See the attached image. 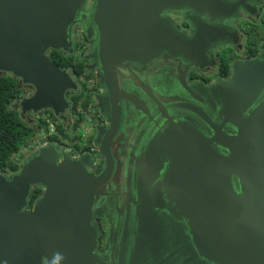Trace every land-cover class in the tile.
Wrapping results in <instances>:
<instances>
[{
  "label": "water",
  "instance_id": "water-1",
  "mask_svg": "<svg viewBox=\"0 0 264 264\" xmlns=\"http://www.w3.org/2000/svg\"><path fill=\"white\" fill-rule=\"evenodd\" d=\"M88 1L0 0V70L13 72L19 84L32 88L20 100L22 112L50 108L63 116L73 106L69 91H76V96H83L78 101L81 110L98 114L80 146L93 145L94 151L106 156L96 165L92 153L74 155L69 147L45 142L26 156L11 178L0 170V264H85L92 250V243H87L103 238L99 237L103 226L90 221L91 212H101L93 205L103 203L106 184L113 177L112 145L122 117L119 64H142L170 54L186 63L200 57L203 68L213 65L224 48L240 55L249 42V32L233 23L240 14L229 16L237 6L231 7L227 0H93L86 13ZM238 2L252 13L253 0ZM168 10L183 11L191 31L169 21ZM77 21L84 23L89 37L95 35L88 59L91 69L100 65V93L90 85L77 91L74 74L46 54L51 48L72 49L71 31ZM229 57L231 73L203 88L218 115L212 126L222 130L217 129L216 135L210 132L206 144L193 129L200 131L196 117L170 116L153 132L150 156L141 155L140 174L158 176L156 187L161 192L153 197L164 204L157 199L152 204L158 211L166 206L163 211L181 219L195 254L213 264H264V42L257 55ZM196 112L205 116L204 110ZM101 114L106 122L99 119ZM155 145L162 152L160 158ZM38 184L44 190L28 209ZM145 199L136 196L137 210L147 206ZM103 212L110 221V213ZM152 237L170 239L159 232ZM181 258L179 264L190 260Z\"/></svg>",
  "mask_w": 264,
  "mask_h": 264
},
{
  "label": "flooded vegetation",
  "instance_id": "flooded-vegetation-1",
  "mask_svg": "<svg viewBox=\"0 0 264 264\" xmlns=\"http://www.w3.org/2000/svg\"><path fill=\"white\" fill-rule=\"evenodd\" d=\"M227 1L231 3V7L236 5L238 8L236 12L229 16H235L236 13L240 14L241 19L238 22L234 20L233 23L237 27L246 29L249 35L257 30L258 24L264 23V0H253L255 6L249 7V10L252 11L251 14L243 10V5L238 4L239 0ZM92 5L93 0H89L86 3V13H88ZM165 15L170 17L169 21L177 22L183 29L191 31V24L183 11L168 10ZM71 35L73 39L72 49L57 50L62 56L71 58L72 63L67 67L59 66L74 74L78 81L77 91L83 87L87 89L90 85L92 87L91 90L95 93H100L102 91V87L99 86L100 79L98 78L100 65H96L98 68L91 69V62L88 59L95 42V35L89 37L85 32V25L81 21L73 24ZM263 42L264 35L260 37V41L257 43L258 51L250 55L247 51L250 46L256 45V43L252 41L250 44L249 39L247 48L240 55H257ZM49 50L46 53H50ZM218 51L220 49L216 48V52ZM230 55L234 57L240 56L235 54L233 50L230 51ZM49 56L51 57V55ZM175 57L176 55L167 54L159 58H152L142 64L125 61L117 66L122 117L119 131L112 145V157L115 162L113 177L106 184L108 193L102 196L104 197L103 203L93 205V210L98 208L101 212L93 213V215L91 212L90 221L98 228L100 225L103 226V232L99 233V237L100 235L104 236L102 239H90L87 243V245L92 243V250L87 254L85 253L87 256L85 264H179L181 257V260L186 257L190 258L187 264H213L208 258L194 253V246L191 239L186 235L185 229H182L180 218L163 211L166 206H163L161 211L155 209L158 207L152 204V200L157 199L159 203L164 204L162 200L153 197L161 192L156 187V178L158 176L155 173L140 174L144 168L140 159L141 155L150 156L152 153L150 147L151 136L154 135V131L157 132L159 130L160 126L167 123V119L170 116L175 119V117L186 113L196 117L201 123L199 130L202 133L195 128L193 129L206 138L204 140L206 144L210 142L208 137L210 132L216 135L217 129L222 130L220 126L217 129L212 126L215 125L218 115L217 111L211 108V104L206 101L203 88L218 77L228 76L231 73L232 59L230 70L227 72L221 66V62L225 57L218 56L213 65L204 66L203 68L199 67L201 63H204V60L200 57H193L190 63ZM76 64L77 72L74 70ZM2 74H9L20 81V78L11 71L0 70V75ZM20 85L24 86L25 89H23L21 96L16 99L12 106L20 110L21 115L28 122L32 124L38 123L37 128L40 130L37 132L36 129V135L32 138L34 141L33 150L38 144L53 142L59 146L71 148L74 155H80L85 152L92 153L91 156L94 162H97L96 165L106 160V156L97 152V149L94 151L95 147L93 145L83 149L79 140L83 141L84 139L82 137L78 138V133L74 132V130H77V124L83 119V114L88 112H83L78 105L79 99L83 96H76L74 93L76 91H69L68 98L71 106H73L63 116L61 114L56 115L51 109L52 112L47 113L49 117H46V121L43 123L41 120L44 119L43 114H39L44 109L22 112L20 100L25 95L32 93V88L29 84L25 85L22 83ZM105 92L111 94L108 88H106ZM263 95L264 91L261 96ZM199 106L203 107V109ZM199 110H204L205 116L196 112ZM99 119L106 122L104 114L99 115ZM49 126L50 128L47 129ZM62 129L64 130L62 131ZM44 130L47 133L44 134V139L41 143L37 137L39 132ZM89 136L92 143L95 131H91ZM67 139L69 140L67 141ZM218 145L221 146L220 143ZM155 148L156 145L153 147L156 157H162L160 148ZM95 152H97L96 156ZM3 172L5 176L11 178L12 175L19 171ZM140 176H143V178H140ZM35 188L41 190V195L44 186L38 184L33 188V191ZM140 194L141 197L146 196L147 206L140 205L137 210V205L133 203L136 196L138 197ZM116 200L119 204H116ZM32 206H27V208L30 209ZM143 207H145L144 210H142ZM104 209L110 213V221L103 212ZM149 209L153 211L150 212L148 211ZM154 217L157 220H153ZM111 225L112 227L109 228ZM155 232H159L160 236L164 235V238L170 237V239H155L152 237ZM149 234L152 236H149ZM110 236L111 239H109ZM176 242L178 243L177 245ZM178 248L181 251L180 253H177ZM63 254H59L58 258H62ZM193 255L196 256L194 259L192 258L194 257ZM43 261H46V258Z\"/></svg>",
  "mask_w": 264,
  "mask_h": 264
},
{
  "label": "trees",
  "instance_id": "trees-1",
  "mask_svg": "<svg viewBox=\"0 0 264 264\" xmlns=\"http://www.w3.org/2000/svg\"><path fill=\"white\" fill-rule=\"evenodd\" d=\"M251 44V42H250ZM50 54L52 62L67 67L72 63L71 58H67L58 53L56 48H51ZM258 51L257 45H252L247 51L248 54H255ZM224 54V53H223ZM220 57L224 55L220 53ZM222 58V59H223ZM232 59V58H231ZM223 69L229 72L231 62L226 58L221 62ZM77 72V64L74 68ZM19 81L9 74L0 75V170L7 172H17L21 168L20 160H12L13 156L21 151L23 142L33 141L37 127L28 122L20 113V110L12 105L21 96L23 89ZM44 123L46 120L41 119ZM64 129H62L63 131ZM40 189L35 188L29 198L28 206L35 203L40 195Z\"/></svg>",
  "mask_w": 264,
  "mask_h": 264
},
{
  "label": "rangeland",
  "instance_id": "rangeland-1",
  "mask_svg": "<svg viewBox=\"0 0 264 264\" xmlns=\"http://www.w3.org/2000/svg\"><path fill=\"white\" fill-rule=\"evenodd\" d=\"M262 35H264V23H261V24H258L257 25V30L254 32V33H252L251 35H249V39H250V42H254V43H256V45H257V43L260 41V37H262ZM249 43V42H248ZM231 50H233V48H231V47H228V48H225L224 50H223V52L221 51V53H222V55H224V57L226 58V60H228V62H231V57H229L230 56V51ZM224 53V54H223ZM47 55H48V57H49V59L52 61V58L49 56V55H52V54H50V53H46ZM243 56H244V54H243ZM42 111V112H41ZM40 111V114L39 115H42L43 116V118L46 120V117H49V115L47 114L48 112H50L51 111V109H49V108H45L44 110H41ZM52 112V111H51ZM35 114V113H34ZM38 119V118H37ZM94 120H95V118H94V114H92L90 111H88V112H85L84 114H83V119L82 120H80V122L77 124V130H74V132H77L78 133V138H81L82 136H83V133H85V134H88V130L87 129H89L90 128V124L91 123H93L94 122ZM35 126L36 127H38V123L36 122L35 123ZM50 128V126L49 127H47V129H49ZM40 129L39 128H37V132L39 131ZM49 131V130H48ZM45 133H47V131L46 130H44V131H40L39 132V134H38V137H37V139H38V141H40L41 143H42V141H43V137H44V134ZM69 138V137H68ZM84 138V137H83ZM69 139H67V141H68ZM80 141V143L81 144H84V142L80 139L79 140ZM33 143H34V141H29V140H27V142H23V144H22V149H21V151L19 150V152H17L14 156H13V158H11L12 160H15L16 162H19V160L21 161V165L23 164V162H24V160L25 159H23V158H26V156L27 155H29V154H32V153H34V150L36 149H34L33 150ZM38 145H40V144H38ZM37 147V146H36ZM96 161H98L97 159H96Z\"/></svg>",
  "mask_w": 264,
  "mask_h": 264
}]
</instances>
